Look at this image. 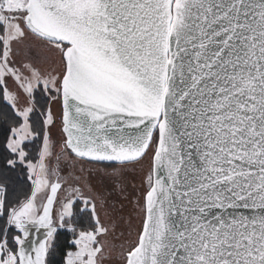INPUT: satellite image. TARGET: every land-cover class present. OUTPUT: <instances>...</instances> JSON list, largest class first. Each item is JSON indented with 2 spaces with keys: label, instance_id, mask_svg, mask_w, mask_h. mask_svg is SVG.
<instances>
[{
  "label": "snow or ice",
  "instance_id": "obj_1",
  "mask_svg": "<svg viewBox=\"0 0 264 264\" xmlns=\"http://www.w3.org/2000/svg\"><path fill=\"white\" fill-rule=\"evenodd\" d=\"M0 99L31 183L0 184V264H55L60 230L62 264H102L106 200L59 162L149 153L124 264H264V0H0Z\"/></svg>",
  "mask_w": 264,
  "mask_h": 264
},
{
  "label": "rangeland",
  "instance_id": "obj_2",
  "mask_svg": "<svg viewBox=\"0 0 264 264\" xmlns=\"http://www.w3.org/2000/svg\"><path fill=\"white\" fill-rule=\"evenodd\" d=\"M18 59H24V52L21 51ZM47 67V65H42ZM23 103V100L21 101ZM57 114L56 126L51 128L53 137L59 141L61 139L59 123V105L53 106ZM151 153L145 159L135 165H126L121 168L118 163L106 165L104 163L78 162L73 167L68 161L61 158L59 166L62 169V176L79 177L80 183L85 180L90 181L94 193L102 194L106 200L103 208H98L102 222L109 227V233L103 237L105 242V252L102 264H124L123 252L136 241L139 225L142 220V212L136 206L135 201L145 190L144 178L150 168ZM57 161L53 158L50 166L55 167ZM81 167L84 171L81 172ZM120 168L119 176H109L113 169ZM74 182L72 179L69 183ZM31 190V189H30ZM87 192V188H85ZM30 194V193H29ZM60 197H64L61 192Z\"/></svg>",
  "mask_w": 264,
  "mask_h": 264
},
{
  "label": "trees",
  "instance_id": "obj_3",
  "mask_svg": "<svg viewBox=\"0 0 264 264\" xmlns=\"http://www.w3.org/2000/svg\"><path fill=\"white\" fill-rule=\"evenodd\" d=\"M10 111L6 102L0 99V116L3 113ZM9 125L0 118V184H3L7 188L8 199L13 203L17 200H23L30 193L31 183L27 180V173L23 167H17L16 169H9L6 167L2 156L6 153L3 149V140L6 135V129ZM33 155H35L36 149L33 148ZM106 165H112L113 163H104ZM88 218L84 217V224H87ZM3 219H0V226H3ZM73 239L72 234L66 230H60L59 245L55 257V264H62L63 252L70 250V241Z\"/></svg>",
  "mask_w": 264,
  "mask_h": 264
},
{
  "label": "water",
  "instance_id": "obj_4",
  "mask_svg": "<svg viewBox=\"0 0 264 264\" xmlns=\"http://www.w3.org/2000/svg\"><path fill=\"white\" fill-rule=\"evenodd\" d=\"M107 162V161H106ZM108 163H117V162H108Z\"/></svg>",
  "mask_w": 264,
  "mask_h": 264
}]
</instances>
